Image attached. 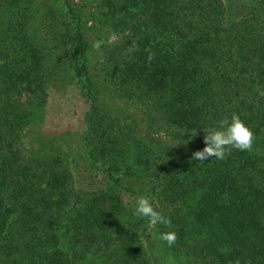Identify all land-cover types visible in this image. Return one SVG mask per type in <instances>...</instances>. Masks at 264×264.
<instances>
[{
	"label": "trees",
	"instance_id": "obj_1",
	"mask_svg": "<svg viewBox=\"0 0 264 264\" xmlns=\"http://www.w3.org/2000/svg\"><path fill=\"white\" fill-rule=\"evenodd\" d=\"M98 12L114 39L100 40L94 74L81 53L82 141L108 171L125 170L115 186L156 192L144 213L159 219L157 242L148 247L113 188L76 192L64 157L43 141L25 148L49 82H67L68 52L29 42L13 15L0 29V70L20 60L27 81L0 77V264H264V0H99ZM116 102L131 110L121 130Z\"/></svg>",
	"mask_w": 264,
	"mask_h": 264
},
{
	"label": "rangeland",
	"instance_id": "obj_2",
	"mask_svg": "<svg viewBox=\"0 0 264 264\" xmlns=\"http://www.w3.org/2000/svg\"><path fill=\"white\" fill-rule=\"evenodd\" d=\"M0 4L3 6L0 29H3V25L6 24L5 28L8 30L7 23L11 16L14 15L17 20L23 17L25 33L31 38L28 40L29 42L44 46L51 52L60 53L63 50L68 52L67 55H64V59H61L64 62L68 61L67 82L63 83V86H57L54 83L57 80L49 82L43 110L38 111L35 120L25 125V148L32 146L36 149L43 141L46 144V151L49 150L62 158L64 157L76 192L91 196L99 190H105L107 186L113 188V191H117L119 196L117 194L115 196L121 200V206L125 207L129 215L139 220L140 228L145 229L144 234H147L148 238H152L148 247H154L157 242L155 232L159 228V219L148 221L145 218L144 210L153 206L156 192L152 195V191L147 190L149 188H143L142 191L140 183L131 185L133 192L125 189L123 191L119 186H115L117 179H129L125 170L121 168L117 175L108 171V165H102L101 162L95 161L92 156L88 155V146L82 141L89 103L86 93L85 96L83 94L86 82L79 74L83 59L81 53L89 60V71L94 74L100 62V40L105 38L110 42L114 39L100 20L99 0H0ZM42 21H46L48 27H54V29L47 28L46 33L43 30ZM50 38H55L51 47L48 46L49 44L47 45ZM79 40L84 45L82 52L79 51ZM6 43L12 53L19 51L20 55L25 52L20 49L21 45L17 40L13 42L8 40ZM72 49L75 50L73 55ZM18 61L20 63L14 70H0L1 82L4 87L14 85L15 82L24 85L27 81L24 71L27 64ZM15 91H17L15 88L7 91L4 97L6 98L5 104L9 103V98L13 97ZM26 93H28L27 90L21 97ZM103 99L108 103H114L112 96L105 95ZM115 105L120 108L119 125L121 130V127H125L129 123L126 114H129L131 110H127V107L121 102H116ZM58 138L62 142L56 143ZM53 141L55 143L49 146L48 143H53ZM117 145L118 153L122 157H126L127 141L121 140ZM40 153L42 152L40 151ZM128 157L130 158V154ZM109 174H112L111 179H108ZM107 201L110 200H106L105 203ZM154 252L158 260L164 259L159 249L158 253L155 250ZM86 264L96 263L86 261Z\"/></svg>",
	"mask_w": 264,
	"mask_h": 264
}]
</instances>
